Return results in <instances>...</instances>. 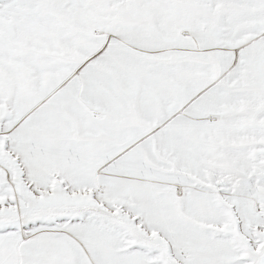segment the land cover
I'll list each match as a JSON object with an SVG mask.
<instances>
[{
    "label": "snow or ice",
    "instance_id": "1",
    "mask_svg": "<svg viewBox=\"0 0 264 264\" xmlns=\"http://www.w3.org/2000/svg\"><path fill=\"white\" fill-rule=\"evenodd\" d=\"M0 264H264V0H0Z\"/></svg>",
    "mask_w": 264,
    "mask_h": 264
}]
</instances>
